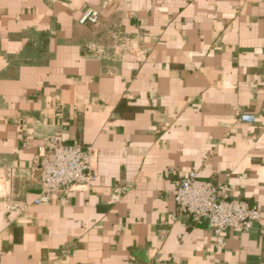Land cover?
Wrapping results in <instances>:
<instances>
[{
  "label": "crops",
  "instance_id": "obj_1",
  "mask_svg": "<svg viewBox=\"0 0 264 264\" xmlns=\"http://www.w3.org/2000/svg\"><path fill=\"white\" fill-rule=\"evenodd\" d=\"M51 138L95 178L32 204ZM191 171L259 220L217 246L172 219ZM1 183L29 205L0 208V264H264V0H0Z\"/></svg>",
  "mask_w": 264,
  "mask_h": 264
},
{
  "label": "built area",
  "instance_id": "obj_2",
  "mask_svg": "<svg viewBox=\"0 0 264 264\" xmlns=\"http://www.w3.org/2000/svg\"><path fill=\"white\" fill-rule=\"evenodd\" d=\"M98 21V7H87L79 19L80 23L88 25H95ZM240 118L252 121L254 116L243 113ZM23 145L28 147L30 142L24 141ZM38 154L41 182L32 204L48 203L78 188H88L95 178L94 153L79 141L67 144L51 138L45 146L38 148ZM17 173L15 167H7L4 180L11 183ZM231 191L229 186H218L211 180H202L196 171H191L182 176L174 188L176 208L172 219L184 215L193 223L206 222L213 232L214 244L221 246L226 230L231 228L247 232L260 218L257 205L232 197ZM28 205L17 200L9 190L0 193V208L4 210L20 213Z\"/></svg>",
  "mask_w": 264,
  "mask_h": 264
},
{
  "label": "rangeland",
  "instance_id": "obj_3",
  "mask_svg": "<svg viewBox=\"0 0 264 264\" xmlns=\"http://www.w3.org/2000/svg\"><path fill=\"white\" fill-rule=\"evenodd\" d=\"M3 192L2 183L0 184V193Z\"/></svg>",
  "mask_w": 264,
  "mask_h": 264
}]
</instances>
